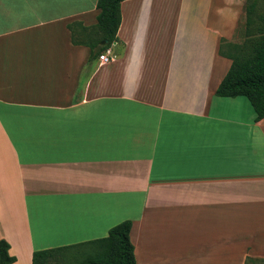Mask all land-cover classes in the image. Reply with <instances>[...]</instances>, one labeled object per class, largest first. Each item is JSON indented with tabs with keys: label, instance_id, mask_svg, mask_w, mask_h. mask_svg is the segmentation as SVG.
Returning <instances> with one entry per match:
<instances>
[{
	"label": "crops",
	"instance_id": "obj_1",
	"mask_svg": "<svg viewBox=\"0 0 264 264\" xmlns=\"http://www.w3.org/2000/svg\"><path fill=\"white\" fill-rule=\"evenodd\" d=\"M246 1L124 0L102 62L98 0H0L12 264L128 219L137 264L264 257V118L246 96L216 95L232 62L220 42L245 41Z\"/></svg>",
	"mask_w": 264,
	"mask_h": 264
},
{
	"label": "trees",
	"instance_id": "obj_2",
	"mask_svg": "<svg viewBox=\"0 0 264 264\" xmlns=\"http://www.w3.org/2000/svg\"><path fill=\"white\" fill-rule=\"evenodd\" d=\"M124 0H98L99 14L96 28L101 41L98 54L118 40L122 21L121 4ZM246 37L241 44L222 39L219 53L231 59V66L220 81L216 95L221 97L246 96L256 111V119L264 118V0L246 1ZM81 22L69 24L73 40ZM87 29L85 26H83ZM94 47H92L93 49ZM133 221L124 220L112 227L106 237L78 244L38 249L33 252L32 264H137L135 246L131 240ZM10 243L0 239V264H12Z\"/></svg>",
	"mask_w": 264,
	"mask_h": 264
},
{
	"label": "built area",
	"instance_id": "obj_3",
	"mask_svg": "<svg viewBox=\"0 0 264 264\" xmlns=\"http://www.w3.org/2000/svg\"><path fill=\"white\" fill-rule=\"evenodd\" d=\"M99 58H100V60L102 61V62H108L110 59H109V57L107 56V53H103V54H101L100 56H99Z\"/></svg>",
	"mask_w": 264,
	"mask_h": 264
},
{
	"label": "rangeland",
	"instance_id": "obj_4",
	"mask_svg": "<svg viewBox=\"0 0 264 264\" xmlns=\"http://www.w3.org/2000/svg\"><path fill=\"white\" fill-rule=\"evenodd\" d=\"M256 260H257V262H255V263L253 262V264H264V257L257 258ZM251 262H252V260L248 259L247 263H251Z\"/></svg>",
	"mask_w": 264,
	"mask_h": 264
},
{
	"label": "water",
	"instance_id": "obj_5",
	"mask_svg": "<svg viewBox=\"0 0 264 264\" xmlns=\"http://www.w3.org/2000/svg\"><path fill=\"white\" fill-rule=\"evenodd\" d=\"M106 42H107V40H106Z\"/></svg>",
	"mask_w": 264,
	"mask_h": 264
}]
</instances>
